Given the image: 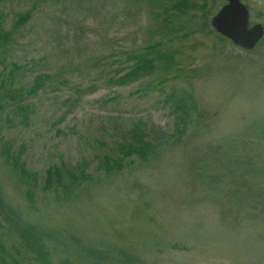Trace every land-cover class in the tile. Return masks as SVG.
<instances>
[{
    "label": "rangeland",
    "instance_id": "374dc122",
    "mask_svg": "<svg viewBox=\"0 0 264 264\" xmlns=\"http://www.w3.org/2000/svg\"><path fill=\"white\" fill-rule=\"evenodd\" d=\"M227 2L0 0V264H264V33H219Z\"/></svg>",
    "mask_w": 264,
    "mask_h": 264
},
{
    "label": "trees",
    "instance_id": "16d2710c",
    "mask_svg": "<svg viewBox=\"0 0 264 264\" xmlns=\"http://www.w3.org/2000/svg\"><path fill=\"white\" fill-rule=\"evenodd\" d=\"M25 16L26 15L23 14L19 15L16 21L19 23H23L25 20H27V17ZM0 35H1L0 42L6 41L8 39L7 34L2 33ZM152 69L153 67L151 66L150 63L145 62L144 60H142V58H138V60L134 61L133 65H131L126 71H124V69H122V71L121 70L119 71L118 68L117 69L118 72L115 74V76H112V82L116 84H126L135 81L147 74H150ZM132 135L134 137V142H124L119 144L120 151L124 154H130L134 151H139L140 153L143 154L150 147V142L145 139V132L140 131L138 133L136 132V130H132ZM13 159H14V163L17 166L19 165V167L23 169V171H26V169L23 166V162L20 161L18 156H13ZM114 161L115 160H113V162ZM114 165H117V162H115ZM100 166H104L107 169L112 168V160L110 159V157L106 156L103 159V162H100ZM60 172H61V168L58 165H56L55 168L54 167L49 168L47 170V179L49 180L52 173H55L57 176H60L61 175ZM68 176L76 177V173L70 171ZM29 248L32 249V247ZM34 252H36L40 258H43L46 255L45 250H42V247L40 245H37V247L34 249Z\"/></svg>",
    "mask_w": 264,
    "mask_h": 264
},
{
    "label": "water",
    "instance_id": "95a60500",
    "mask_svg": "<svg viewBox=\"0 0 264 264\" xmlns=\"http://www.w3.org/2000/svg\"><path fill=\"white\" fill-rule=\"evenodd\" d=\"M248 9L240 0H228L211 18V25L235 44L252 48L263 36L262 24L248 26Z\"/></svg>",
    "mask_w": 264,
    "mask_h": 264
},
{
    "label": "flooded vegetation",
    "instance_id": "af4514ba",
    "mask_svg": "<svg viewBox=\"0 0 264 264\" xmlns=\"http://www.w3.org/2000/svg\"><path fill=\"white\" fill-rule=\"evenodd\" d=\"M245 5H246V4H245ZM255 24H256V23H255ZM252 25H254V24H252ZM252 25H249V27L252 26Z\"/></svg>",
    "mask_w": 264,
    "mask_h": 264
}]
</instances>
